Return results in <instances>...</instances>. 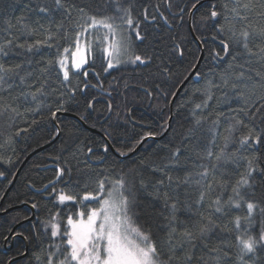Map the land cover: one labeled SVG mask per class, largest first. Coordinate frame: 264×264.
Returning a JSON list of instances; mask_svg holds the SVG:
<instances>
[{
    "label": "trees",
    "instance_id": "1",
    "mask_svg": "<svg viewBox=\"0 0 264 264\" xmlns=\"http://www.w3.org/2000/svg\"><path fill=\"white\" fill-rule=\"evenodd\" d=\"M202 1L62 0L64 7L55 8L52 0H0V45L8 40L13 42L6 47L8 54L0 57V62L14 69L15 65H21L9 74L12 87L0 88V173H3L0 203L19 168L34 153L0 204V264H48L50 258L52 264H59L67 254L66 237H63L66 218L76 219V212L82 207L78 203L80 197L84 192L95 193L101 180L107 190L123 179L125 188L134 193L132 219L150 234L165 264L170 255L165 243L170 231V213L164 193L178 201L172 225L178 236L185 227L193 229L198 225L201 213L209 214L210 199L219 196L222 202L227 201L232 195V186L247 170V159L255 156L257 171L248 189L254 196L249 198L264 206V109L256 112L253 107L264 104L261 99L264 89L251 88L264 82L261 79L264 77V38L258 35L264 32V15H261L264 0H240L242 4L250 2L252 9L247 13L248 31L252 33L251 53L229 40L226 55L220 41L228 39L227 33L222 34L219 29L235 26L239 32L244 25L237 20L230 24L223 15L216 18L210 15L212 5L223 13L222 5L227 3L231 8L232 0H208L197 6ZM42 6H49L50 12L41 13ZM128 8L133 28L139 23L143 40H138L132 28L124 23V10ZM88 16L111 17V22L125 29V35L130 37L125 55L128 60L104 71L108 60L101 51L102 44L95 43L88 64L81 70H87L88 76L76 73L64 82L56 63L58 52L72 46L80 21ZM37 41L42 43L37 45ZM21 44L25 47H19ZM28 45L35 47L28 51ZM201 50L203 58L198 65ZM217 52L220 57L215 55ZM136 55L145 62L132 63L129 57ZM197 65L171 111L172 99ZM241 71L246 80L251 77L247 80L250 86L247 104L234 95L230 85L225 87L221 79L228 76L230 84L240 83L234 77ZM17 72L26 77L23 82ZM85 82L89 87L82 92ZM69 87L76 89L74 96ZM41 88L43 95H38L36 100L24 99L22 93ZM9 105L16 109L15 113ZM60 105L63 108L56 111ZM53 111H56L55 117ZM237 120L243 124H237ZM18 129H27V132L17 135ZM250 129L261 134L262 143L242 147L240 139ZM177 150L178 157L174 156ZM209 152L213 153L211 158ZM221 152L222 158L215 159ZM205 168L209 170V180L219 181L223 187L214 182L213 191L201 205L197 199L206 181L199 173ZM60 169H64L62 175ZM197 180L200 185L196 184ZM141 181L146 187L141 186ZM53 186L56 192L51 191ZM60 190L76 194L77 202L59 203L56 195ZM84 203L97 206L94 201ZM237 215L241 216L243 229V217L247 215L243 204L240 209L233 207L227 215L213 213L212 219L219 227L203 242L201 239L194 242L195 247L190 249L191 264H202L198 259L201 256L207 259L209 252L204 243L209 248L231 244L226 250L230 259L235 260L237 241L233 220ZM51 223H59L60 235H51ZM262 227L264 214L257 210L249 233L258 237ZM50 253L55 255L50 257ZM175 255L180 259L172 264H186L182 259L184 249L177 248ZM250 255L251 259L245 257L248 264H264V249L258 248Z\"/></svg>",
    "mask_w": 264,
    "mask_h": 264
},
{
    "label": "snow or ice",
    "instance_id": "2",
    "mask_svg": "<svg viewBox=\"0 0 264 264\" xmlns=\"http://www.w3.org/2000/svg\"><path fill=\"white\" fill-rule=\"evenodd\" d=\"M199 2V0H197ZM233 6L229 8L227 3L223 4L224 9L223 13H220L215 10V5H212V11L210 15L212 18L223 15L224 19L230 24L233 20L241 22L244 27L237 32L235 26L225 29L223 26L219 31L224 34L227 33L228 39H222L220 41L222 51L226 55L229 51V40L234 44L241 45L245 51L251 53L249 48V37L252 35L248 31V21L249 16L248 12L251 11L250 2L241 3L240 0H232ZM52 4L55 8H63L62 0H52ZM171 7V5H169ZM195 7V4L193 5ZM264 8V4L261 5ZM241 9L244 11L242 12ZM49 6H42L39 8L41 13L50 12ZM81 11H83L81 9ZM125 16L123 17L124 23L135 33V36L138 40H143L144 36L141 35L139 30V23L135 24L133 28V18L131 16V9H125ZM162 15V14H161ZM264 15V12L261 13ZM145 19H148L147 13L145 12ZM152 19H155L153 17ZM167 21V18H164ZM113 18L103 17L97 18L96 16H88L83 24L79 25L80 30L76 33L74 41L71 47H65L63 52H58V59L56 63L59 66V71L62 72V79L64 82L70 81V75H75L80 73L84 77L88 76V71L84 70V66L88 64L89 61V52L91 50V43L82 38L85 37V34L89 29H97L102 27L108 31L105 33L103 40L107 41L109 36L112 37L110 43L106 47L102 48V52H106L109 59L106 66L103 68L104 71L114 67L113 61L116 64L121 62V56L126 54L129 51L127 41L130 37L126 36L123 31L120 30L119 26L111 22ZM261 38H264V32L258 34ZM51 39V37H49ZM12 41L8 40L6 44L0 45V57L7 56L6 47L12 45ZM42 43L37 41L36 44ZM19 47L23 48L25 45L21 44ZM35 45H28V51H32ZM183 54L182 52L180 53ZM217 57H220V53H215ZM132 63L139 61L144 63V59L136 55L134 57H129ZM69 62L71 63V70L69 68ZM52 62L49 61V64ZM21 65H15V69L11 67H6L4 63L0 62V88H3L5 85L8 88L12 87V84L9 83V74L14 72L16 69H19ZM19 76V73H16ZM98 76L99 73H96ZM259 75V74H257ZM21 82H23L26 77L19 76ZM222 83L225 87H231L234 95H237L240 100L245 104L249 102L250 97L247 95V91L250 86L247 83V80H250L251 77L245 78V73L241 71L238 75H235L234 80L240 81V83L231 82V77L225 76L222 77ZM264 81V77L261 78ZM259 86L261 89H264V82L259 83L258 85L254 84L251 86L252 89H255ZM79 87V85H77ZM89 83L85 82L81 91L87 89ZM96 87V85H92ZM238 90V91H237ZM76 89L69 87V92L74 96ZM24 99L27 100L31 97L32 100H36L38 95H43V90L37 89L35 92L22 93ZM210 98V97H209ZM264 99V97H261ZM88 107L91 108V103L88 104ZM199 108L200 105H197ZM255 107L256 112H260L261 109H264V104H260L259 107ZM11 108L12 112H16L15 108ZM63 108V105H60L56 111H60ZM56 111L52 112V116H56ZM18 114V113H17ZM35 123V121H33ZM237 124H243V121L237 120ZM20 132H27V129H18L17 135ZM147 135H152L148 133ZM262 143V136L258 134L255 129H250L247 135H244L240 139V145L245 146H255ZM107 146H104V151L107 152ZM89 152L92 151L91 148L88 149ZM179 150L174 153V156H179ZM124 155V153H121ZM209 158L213 156V153H208ZM223 152L215 156V159L219 160L222 158ZM257 171V162L256 157L253 156L250 159H247V170L245 173L241 174V178L236 181L235 185L231 188L232 195L227 199V201L222 202L219 196L214 200L208 201V206L211 209L207 216L200 214V223L194 225L193 229L185 227L183 231L176 235V228L172 227L176 219V212L178 210V201L174 200L172 197H169L167 193H164L165 206L169 209L168 223L170 226V231L168 233L167 243L170 255L168 257V264H172L173 261H176L178 258L175 255L177 248L184 249V255L182 259L186 264H191L192 254L191 248L195 247V241L201 239L203 242L209 233L214 231L219 227L216 224L215 220L212 219L213 213H220L227 215L232 208L240 209L242 204L245 207L247 215L243 217L244 227H241V216H235L233 220L234 229L236 232V245L237 253L235 260L232 261L229 256V249L232 247L231 244L225 243L223 247L216 246L209 248L207 243H204V247L208 248L209 255L207 259L201 256L199 261L202 264H248V261L245 257L251 259L250 254H255L257 249H264V227L261 228L260 234L258 237H255L249 233V227L252 222L253 213L257 210L259 213L264 214V206H261L259 201H254L249 197L254 196V192L248 191L251 188V179L253 178V173ZM60 175L63 174L64 169L59 170ZM3 175V173H0ZM199 176L202 180L206 181L204 185L200 187L199 196L197 199V204H203L205 202L206 195L213 191V183L215 182L217 186L223 187V184L219 181L209 180V170L205 168ZM59 179V176L57 177ZM171 181V177L168 178ZM187 182V181H185ZM141 186L146 187L144 181H141ZM161 183H163L161 181ZM197 185H200V180L196 181ZM47 187V186H45ZM52 192H56L55 187L51 189ZM56 199L59 203L63 204L65 202H77L76 194H68L64 190H60ZM96 203V207H91L90 203ZM82 207L78 208L76 212V219H73L72 216L66 218L67 227L63 232V237H66V251L63 260L59 261V264H165L161 259V252L158 250L156 243L151 239L150 234L145 233L138 225H136L132 219V208L135 204V195L131 192L130 189H126L123 179L116 181L115 184L109 186L105 189V182L103 180L98 182V187L93 192H84L78 201ZM32 207H36L35 204ZM55 219V218H54ZM52 232L51 235L56 237L60 235V225L59 223H51ZM232 231V229H228ZM187 246V247H186ZM57 252H59V245L56 246ZM50 257L54 256L55 253H50ZM48 264H52V259L48 260Z\"/></svg>",
    "mask_w": 264,
    "mask_h": 264
},
{
    "label": "rangeland",
    "instance_id": "3",
    "mask_svg": "<svg viewBox=\"0 0 264 264\" xmlns=\"http://www.w3.org/2000/svg\"><path fill=\"white\" fill-rule=\"evenodd\" d=\"M83 23H84L83 20L80 21V25L83 24ZM119 28H120V30L123 31L124 34H125V29H123L122 27H119ZM77 31H79V30H77ZM107 31H108L107 29H104V28H102V27H99V28H97V29H89L88 32L85 34V37L82 38V39L89 41V42L91 43V47H92L93 44H95V43H99V44H102V46H103V48H104V47H106L107 44L110 43L111 40H112V37H111V36H109V38H108L107 41H104V40H103V37H104V35H105V33H106ZM89 53H90V52H89ZM104 54H105V56H106V58H107V60H108L109 57H108L107 53L104 52ZM126 54H127V53H126ZM126 54H124V55L121 56V58H120V59H121V62H120L119 64H116L115 61H113V63H114V67H113V68L119 67V66H120L121 64H123L126 60H128V59L125 58V55H126ZM69 68H70V70H71V63H70V62H69ZM113 68H111V69H113Z\"/></svg>",
    "mask_w": 264,
    "mask_h": 264
},
{
    "label": "water",
    "instance_id": "4",
    "mask_svg": "<svg viewBox=\"0 0 264 264\" xmlns=\"http://www.w3.org/2000/svg\"><path fill=\"white\" fill-rule=\"evenodd\" d=\"M205 1H208V0H203V1L200 2L197 6H199L200 4L204 3ZM190 18H191V17H190ZM190 21H191V20H190ZM189 23H190V22H189ZM190 31H191L192 36L196 39V37H195V35H194V33H193L192 29H191V26H190ZM202 58H203V51L201 50V56H200V59H199V63H198V65L200 64V61L202 60ZM198 65H197L196 68L192 71V73L188 76V78L183 82V84L179 87L178 91L176 92L174 98H173L172 101H171V111H172V106H173L174 100L177 98V96L179 95V93H180V91L183 89V87L186 85V83H187V82L193 77V75L195 74V71H196L197 68H198ZM110 113H111V111H110ZM171 118H172V117H170L169 123H170V121H171ZM168 131H169V127L167 128V130L165 131V133L163 134V136H165V135L167 134ZM57 138H58V136L56 137V139H57ZM56 139H55V140H56ZM55 140H54V141H55ZM54 141H53V142H54ZM141 145H142V144H141ZM141 145H139V146L136 148L135 151H137V150L141 147ZM135 151H134V152H135ZM33 154H34V153H33ZM33 154L29 155V156L26 158V160L24 161V163L22 164V166H21V167L19 168V170L17 171V173H16V175H15V178H14V180H13L11 186L8 188V190H7L6 193L4 194V196H3V198H2L0 204H2L3 200L5 199V197L7 196V194L9 193V191L11 190V188L13 187V185L15 184V181H16V179H17V176H18L19 172L21 171V169L23 168V166L25 165V163L30 159V157H31ZM5 247H7L6 244H5ZM10 248H11V247H10ZM10 248H8V249H10ZM11 261H13V260H11ZM10 263H11V262H10Z\"/></svg>",
    "mask_w": 264,
    "mask_h": 264
},
{
    "label": "bare ground",
    "instance_id": "5",
    "mask_svg": "<svg viewBox=\"0 0 264 264\" xmlns=\"http://www.w3.org/2000/svg\"><path fill=\"white\" fill-rule=\"evenodd\" d=\"M198 44H199L200 48H202V45L200 44V42H198ZM170 117H172V114H171V116H170ZM171 119H172V118H171ZM169 120H170V119H169ZM148 139H149V138H147V139L143 140V141H142V142H141L139 145H141V144L143 145V144H144V142H145V141H147ZM139 145H138V146H139ZM142 145H141V146H142Z\"/></svg>",
    "mask_w": 264,
    "mask_h": 264
}]
</instances>
